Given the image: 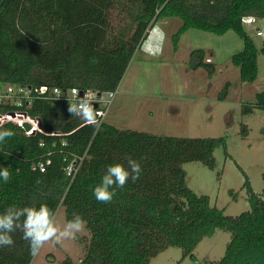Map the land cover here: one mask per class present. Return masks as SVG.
<instances>
[{"label":"trees","instance_id":"1","mask_svg":"<svg viewBox=\"0 0 264 264\" xmlns=\"http://www.w3.org/2000/svg\"><path fill=\"white\" fill-rule=\"evenodd\" d=\"M116 8L130 17L119 30L111 18ZM246 16L264 18V0H0V81L115 90L150 28L177 17L182 25L173 35L175 51L190 28L218 35L236 31L244 49L232 62L242 81L254 82L264 45L259 48L247 32ZM206 59L204 50L195 49L190 67L213 73ZM257 96L264 108V91ZM68 107L64 100L35 98L28 111L42 130L28 135L30 124L6 123L3 127L15 135L0 143V168L11 173L8 183L0 180V213L11 205L45 204L54 214L64 206L67 221L77 214L86 221L90 241L84 255L59 264H149L171 246L194 258L196 246L217 229L229 231L231 241L219 261L204 264H264V193H256L246 177L250 209L229 216L186 183L182 165L200 161L215 167L214 151L226 144L224 137L162 135L118 128L107 120L97 130L71 116ZM76 156L83 159L68 175L66 166ZM129 159L141 163L140 178L117 189L111 203L98 202L92 190L107 167L121 163L127 168ZM39 162L45 163L44 171L33 168ZM12 235L14 245L0 248V264H31L22 233Z\"/></svg>","mask_w":264,"mask_h":264},{"label":"rangeland","instance_id":"2","mask_svg":"<svg viewBox=\"0 0 264 264\" xmlns=\"http://www.w3.org/2000/svg\"><path fill=\"white\" fill-rule=\"evenodd\" d=\"M115 29L128 26L130 17L119 8L111 12ZM182 25L177 17L161 19L136 49L120 82L106 120L118 128L150 131L179 137H224L226 144L214 151L215 167L200 161L185 162L186 183L199 195H208L212 206L237 216L250 209L246 177L256 193H264V108L258 93L264 91V55H258V77L240 78L232 56L244 49L234 30L218 35L198 28L187 30L174 50L173 35ZM264 30V18L255 24ZM256 45L264 43L244 25ZM202 49L215 71L192 69L190 54ZM207 61V59H206ZM221 95H224L223 97ZM246 107L252 108L247 112ZM56 224L67 223L64 206L55 214ZM90 232L85 227L75 239L50 241L33 257L31 264H59L66 257L78 261L85 253ZM231 233L217 229L194 249L195 257L183 256L171 246L149 264H204L219 261L226 253Z\"/></svg>","mask_w":264,"mask_h":264},{"label":"clouds","instance_id":"3","mask_svg":"<svg viewBox=\"0 0 264 264\" xmlns=\"http://www.w3.org/2000/svg\"><path fill=\"white\" fill-rule=\"evenodd\" d=\"M112 94H109L111 96ZM68 112L71 116H77L94 125L99 129L100 122L96 119L91 102L86 97H76L70 103ZM15 135L11 129L4 128L0 124V143ZM142 173V165L135 159L128 160V167L121 163L111 164L103 174L101 182L96 185L92 192L98 202L111 203L116 195L117 189H123L129 179L137 181ZM11 173L8 167L0 168V180L8 183ZM41 181L38 179L36 184ZM86 227V221L79 214L63 226L56 224L55 214L47 205L25 206L18 208L14 205L8 206L3 213H0V248L12 247L15 243L12 233L20 231L22 239L29 245V252L32 257L38 255L40 249L48 242L60 243L64 239H75L77 234Z\"/></svg>","mask_w":264,"mask_h":264},{"label":"built area","instance_id":"4","mask_svg":"<svg viewBox=\"0 0 264 264\" xmlns=\"http://www.w3.org/2000/svg\"><path fill=\"white\" fill-rule=\"evenodd\" d=\"M256 17L246 16L243 18L244 25H252V29L256 35L260 37L264 43V30L259 26L254 25ZM211 58H207V62H211ZM118 88L111 91H97L93 89L82 90L79 87H70L63 89L58 86L48 84L39 85H22L13 83H4L0 81V106L6 107V110H0V124L13 123L24 127L26 123L30 124L31 128L27 134L35 133L37 130H42L39 127L40 120L29 113V108L32 106L35 98H43L50 100H64L70 103L74 98L81 97L91 102L93 109L96 111V119L100 125L105 122L107 115L114 102ZM109 94H112L109 96ZM94 104L96 107L94 108ZM89 123V122H85ZM83 157H73L66 166L68 175H73ZM33 168L45 169V163L39 162Z\"/></svg>","mask_w":264,"mask_h":264},{"label":"water","instance_id":"5","mask_svg":"<svg viewBox=\"0 0 264 264\" xmlns=\"http://www.w3.org/2000/svg\"><path fill=\"white\" fill-rule=\"evenodd\" d=\"M96 107V104H94V108ZM39 127L41 128L42 127V125H41V123L39 124Z\"/></svg>","mask_w":264,"mask_h":264}]
</instances>
